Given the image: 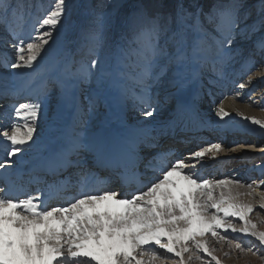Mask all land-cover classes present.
Returning a JSON list of instances; mask_svg holds the SVG:
<instances>
[{"label": "snow or ice", "instance_id": "6c2138e0", "mask_svg": "<svg viewBox=\"0 0 264 264\" xmlns=\"http://www.w3.org/2000/svg\"><path fill=\"white\" fill-rule=\"evenodd\" d=\"M11 9L18 13L20 5L6 2L0 11L7 14ZM65 11L66 0H51L47 14L34 29L36 35L29 37L27 43L20 40L14 44V57L5 56L4 65L10 64L13 69L33 68ZM138 15L145 22L133 27L131 37L120 48L118 61L122 75L131 77L132 72L126 69L134 70L141 62L146 70L161 59L176 65L188 60L200 61L207 58L214 44L223 46V41L213 34L221 31V24L214 21L212 14L206 16L212 30L200 19L199 10L189 13L182 5L177 6L174 29L170 24L161 25L157 17H148L145 12ZM220 16L231 26V31L239 27L233 5L220 11ZM260 24L264 27V17ZM45 27L49 30L43 31ZM99 36L97 32L93 39L98 42ZM233 40L234 37H227L228 44ZM258 46L264 50V37ZM98 65L97 59L91 60L92 68ZM41 107L39 103H20L14 107L16 120L0 127L7 158H14L22 152V146L33 141ZM144 115L151 117L153 111H144ZM217 115L224 117L229 113L220 106ZM245 119L264 128L262 119L253 116ZM224 150L216 143L187 157L154 158L160 164L151 165L157 174L150 186L123 194V198L111 189L88 187L87 175H81L79 190L66 206L51 207L39 196L24 194L18 198L0 190V264H163L168 254L179 258L176 264H189L200 259L196 252L205 253L215 264H221L207 245V235L244 251L241 243L233 244L221 232L250 236L264 246V231L258 230L257 224L249 219L257 205L252 200L241 199L245 195L253 198L258 195V206L264 209V192L257 193L251 183L245 185L236 179L209 180L192 171L206 156L214 159ZM64 159L66 164L72 163L67 156ZM188 160L193 163H186ZM8 163L6 159L0 169ZM233 219H238L241 225L237 226ZM247 251L257 254L253 248ZM185 253L192 255L185 259Z\"/></svg>", "mask_w": 264, "mask_h": 264}, {"label": "rangeland", "instance_id": "374dc122", "mask_svg": "<svg viewBox=\"0 0 264 264\" xmlns=\"http://www.w3.org/2000/svg\"><path fill=\"white\" fill-rule=\"evenodd\" d=\"M6 2L20 5L18 13L15 9L9 10L7 14L0 11V38L2 41L5 39L0 43V48H7L11 54L9 58H11L14 57V44L19 43L20 40L27 43L29 37L36 35L34 29L38 20L47 14L51 0H0V8ZM195 2L197 3V0ZM101 4L106 7H100ZM178 5H182L189 13L199 10L200 19L205 22L209 30L212 29L207 24L206 16L212 14L214 21L221 24V31L213 32V34L223 41V46L214 44L207 59L200 61L188 60L176 65L161 59L158 64L146 70L142 62L141 66L134 70L126 69L132 72L131 77H135L142 71L147 73L145 86L143 85L146 88L149 83L151 84V76L155 78L159 75L164 79V85L169 91L167 93L155 91L151 100L159 106L154 108L152 105L149 111L162 112L172 108L178 98L190 96V94H199L196 105L205 108L212 101L213 91L214 99H217L220 97L217 92L220 88H225L229 99L237 100L240 97L237 101L247 102L249 107L255 111V115L264 120V99H262L264 97V50L258 46L261 37H264V27L260 24L261 18L264 17V0H210L206 10L202 9L200 3L192 6L186 0H66V11L61 23L52 30L53 36L50 43L45 47L33 68L13 69L10 64L2 66L0 61L1 71L21 70L18 79L25 84L27 81L35 84L42 80L39 83L38 93L32 91L30 95H22L19 100L25 97L21 103L41 104L39 119L42 113L46 112L45 109L52 110L54 116L51 115L54 119L45 124L47 145L54 146L60 142L71 145L70 132L63 129L64 126L69 127L70 124H74V128H78L79 131L95 128L102 134H107L112 130L122 132L125 127L124 118L131 120L133 114L140 113L135 109V104H140V107L144 106V109L148 108L145 107L148 103L141 100V97H131L132 100H129V97L122 99L123 77L127 79L130 76L121 74L122 65L118 61L121 56L120 48L131 37L133 27L145 22L138 15L140 12H145L148 17H157L161 25L170 24V27L174 29ZM229 5L235 7L239 16V27L234 32L231 31V26L226 21L221 20L220 16V11ZM208 8L211 11L207 10ZM48 30L47 27L43 29V31ZM97 32L100 34L98 42L93 39V35ZM229 36L234 37L232 44L227 42ZM0 59H2L1 55ZM92 59L99 61V65L95 68L91 67ZM210 59L215 62L210 63ZM218 61L219 68L216 69ZM12 62H15L14 59ZM6 84L8 83L0 78V87L3 86L2 88L6 89L4 86ZM139 86L135 85V90L140 91ZM143 92L147 93V91H141ZM35 96L36 100L32 101ZM1 97L0 103L4 100ZM77 104L78 106L87 105V107L83 114H79L83 120L72 123L77 112ZM1 117L0 115V123H4L5 119ZM247 121L248 126H251L249 124H252V121ZM185 123H187L186 120L179 119L176 126H184ZM260 131L239 130L234 134L227 133V130L221 131L222 133L218 132L220 134L216 138L214 137L213 140L199 147L219 143L227 154L233 156V162L220 173L218 179L233 177L235 179L245 173L251 178L249 183L264 181V174L259 178L260 172L256 169L264 164V132ZM149 145L145 148H152L155 142ZM231 149H236V151ZM86 151H84L85 155L89 153ZM246 157L251 158L248 169L246 168L247 163H242ZM210 161L212 160L207 159L206 156L200 165L206 162L208 164ZM2 163H5L4 159L0 160V164ZM187 163L191 164L193 161ZM192 171L198 173L197 168ZM152 172L155 173V169ZM207 172L204 173L205 176H201L209 180L215 179L212 172ZM249 219L257 224L258 230L264 231L263 209L256 207ZM233 223L240 226L242 222L233 219ZM221 235H227L228 240H231L233 244L241 243L244 249V251L235 249L226 241L218 242L210 234L207 235L205 238L207 245L213 250V254L221 261V264H264V246L254 238L231 232H221ZM248 248H253L257 254L252 255L247 251ZM195 254L200 256V259H193L189 261V264H215V261L207 254L202 252ZM184 255L187 259L192 253ZM178 259L168 254L163 264H176Z\"/></svg>", "mask_w": 264, "mask_h": 264}, {"label": "bare ground", "instance_id": "6f19581e", "mask_svg": "<svg viewBox=\"0 0 264 264\" xmlns=\"http://www.w3.org/2000/svg\"><path fill=\"white\" fill-rule=\"evenodd\" d=\"M4 41L5 39L2 41L0 38V43ZM0 55L2 56V59H0V61L2 63L1 65L3 66L4 57L5 56L10 57L11 54L8 52L7 48L4 49L0 48ZM213 62H215V60L210 59V63ZM217 63L218 64L215 67L216 69L219 68V61ZM212 65L213 64H211V66ZM20 71L21 70H10V71L0 70V78H3L6 81V83H8L4 85L6 89L2 88L3 86L0 87V97L2 96L5 99L4 103L3 102L0 103V115L2 116L1 117L2 119H5L4 123L3 122L0 123V127L10 125L16 120L14 116V107L18 106L22 102V100L25 99V97H23L22 100H19L22 95H27L32 91H37L38 93V89L40 88L39 83L42 82V80H40L35 84H32L30 81H27L26 84L24 82H21L18 79L20 78V76H18V74H20ZM145 75L146 73L142 71L134 78L130 77L126 79V77H123L124 88H122V90L124 91V93L122 99H126L127 97H129V100H132L130 99L131 97H141V100L146 101L148 103L147 105L145 104V107L148 108L144 109V106L140 107L139 106L140 104H135L134 105L135 109L139 110L140 113L138 114L136 112L135 114H133V119L131 120L124 118L125 127L122 130V132H117L112 130L107 134L105 133L102 134L100 130H96L95 128L91 130L84 129V131H79L78 128L77 129L74 128V124H70L69 127L64 126L63 129H65V131L70 132V138L72 139V144L69 145L65 143L66 144L65 145L64 143L60 142L57 145L50 146L48 144L49 145L48 146L45 143V139H46V133L44 132L46 130L45 124L50 123L51 122L50 120L54 119L53 118L54 115L51 109H45L46 112L42 113L43 114L42 117L38 119V123L35 126L36 130L34 132L33 141L29 142L27 146H22V152L17 154L14 158L6 157L5 142L2 139H0V158H4V160L7 159L9 161L8 166L0 169V176L5 175V177L2 179L5 185L1 184L0 190H5L7 191V193L11 191L12 187L10 183L14 180V178L15 179L22 178L23 183L28 182L31 179L32 176L31 173L33 174L34 172H36L44 163H54V156L57 154H62L63 158L67 156L71 161L73 160V162H76L77 164L94 163L96 160L103 159L105 156L109 154L108 157L110 159L118 158L119 160H121L123 166L127 167V169L132 164H134L136 158L140 159L141 156L147 154L144 160L148 156H150V158L147 159L148 162H146V164L141 165L139 171L136 172L135 174H131V176L135 177L136 180H139L143 175L142 174L143 171H145L143 170V168L145 167H148L147 170H150L148 171L149 173L147 175L149 176L156 175L157 174L156 172L155 173L152 172L154 170V167L152 168L150 167V165H152V163L154 162L155 164H158L157 167H159L160 163L158 162L160 161L158 159L154 160V158H157L159 156H167L168 152L170 153V155L175 154L178 156L182 155V157H187L191 152L196 150V148L198 147V144H194L193 146L188 145L185 148L191 149L189 152H180V150H176L174 153H172L170 149H168L167 150L168 152L166 153L165 147L157 146V144L153 148H146V149L144 148V146H147L148 143L154 142L155 139L157 140L162 139L166 134H168L170 131L175 129L176 122L179 119H185V118L191 119V121L194 122V125L198 130L196 132L198 134L202 129H206L207 131L209 130L210 132L212 131L225 132V130H227V133L229 134H234L235 131L238 132L239 130L241 131L261 130L260 132H264L263 131L264 128H262L260 125H256L252 123L249 124L251 126H248L247 123L248 121L247 119H245V117L253 116L258 118L255 115L256 114L255 111L249 107L247 102L237 101L240 98L238 97V95H237L238 97L237 100L231 98L229 99L226 96L227 90L225 88H220V91L217 92L220 94V97H218L217 99H214V95H213L214 91H213V93L211 94L212 101H210L209 106L205 108H200L199 106L196 105L198 101L197 97L199 94L198 95L190 94V96L188 95L189 97L184 96L178 98L174 107L168 108L167 110H164L162 112H158V111L153 112V115L151 117H146L144 115V111H149V107L152 105H154V108L156 106H159L157 103L152 102L151 100V96L154 94V92L163 91L167 93V91L169 90L167 86L164 85V79L161 78L159 75H157L155 78L151 76V84L149 83L147 85L148 86L147 88L144 87L145 86L144 82L146 80ZM135 85L136 86L140 85L139 86L140 91L135 90ZM141 91H147V93L146 92L141 93ZM62 94L63 93H61V95ZM35 100H36V96L35 98H33L32 101ZM220 106H223L225 111L228 112L229 115L224 117L218 116L217 109ZM86 107L87 105L82 106L81 104L77 107V112L73 118L72 123H75L76 121L81 122L83 120L81 117H79V114L80 115L83 114V112L85 111L84 109H86ZM7 119L9 121H7ZM19 122L23 123V121H19ZM211 139L213 140V138ZM89 149L90 150L92 149V151H88ZM86 150L90 152V154L88 153L86 154V156H84L85 155L84 151ZM104 153L107 154L104 156ZM151 154L153 155L151 156ZM71 155H73V157ZM207 159L212 161H210L208 164L206 162L205 164L200 165L197 168L198 170L197 175L203 176L204 173L208 171L207 173L212 172V174L215 175V179L213 180H219L218 178L220 176V173H222L227 168V166L233 162L234 158L232 155L227 154L226 151H221L217 153L216 158L212 159L207 156ZM156 160L158 161L156 162ZM250 161H251L250 157H246L245 159L242 160V163L243 162L247 163L246 165L247 169L250 167L249 165ZM187 162H191V160L186 161V163ZM141 163L142 160L140 161V164ZM256 169H258V171L260 172V176H259L260 178L264 174V164L259 165ZM151 179L152 178H148V179L143 178V182L144 183L150 182ZM230 179H234V177ZM235 179L239 180L241 183L246 185L249 184L251 178L250 176L245 175V173H242L238 177H235ZM251 184H253V187L256 188L257 193L264 192L263 189L264 184H261V181H259V183L251 182ZM257 185H260V187H256ZM106 188L107 186L105 187V190ZM113 189L114 188L111 187V190ZM240 190L242 192L245 191V189H240ZM127 193H134V192L129 191ZM119 194H121V198H123V193H119ZM67 195L69 196L70 194L68 193ZM128 198H130V196H128ZM241 199L246 201L252 200V202L255 205H257L256 207H259L258 195H256L254 198L245 195L241 197Z\"/></svg>", "mask_w": 264, "mask_h": 264}, {"label": "trees", "instance_id": "16d2710c", "mask_svg": "<svg viewBox=\"0 0 264 264\" xmlns=\"http://www.w3.org/2000/svg\"><path fill=\"white\" fill-rule=\"evenodd\" d=\"M187 1V3L189 4V5H195V6H197L199 3L202 5V9L203 10H206V7L208 6L207 5V3L210 1V0H197V3L195 2V0H186ZM207 10H210L209 8L207 9ZM211 11V10H210Z\"/></svg>", "mask_w": 264, "mask_h": 264}]
</instances>
